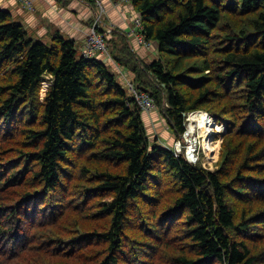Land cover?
<instances>
[{"label":"trees","instance_id":"16d2710c","mask_svg":"<svg viewBox=\"0 0 264 264\" xmlns=\"http://www.w3.org/2000/svg\"><path fill=\"white\" fill-rule=\"evenodd\" d=\"M131 2L159 58L98 27L110 55L178 138L188 112L226 124L221 166L151 143L117 73L0 7V264H264V0ZM71 210L77 235L45 233Z\"/></svg>","mask_w":264,"mask_h":264},{"label":"crops","instance_id":"0c3cea01","mask_svg":"<svg viewBox=\"0 0 264 264\" xmlns=\"http://www.w3.org/2000/svg\"><path fill=\"white\" fill-rule=\"evenodd\" d=\"M115 0H101L106 9V24H113L122 31L134 30L132 18L136 16L135 9L129 4L115 6ZM0 7L11 12L13 18L22 23L35 39L48 41L47 38L54 30H58L67 40L74 41L79 48L84 38L90 33V22L94 11L80 0L61 2L57 0H34L33 9L24 8L18 0H0ZM53 29V30H52ZM132 44L137 53L147 62H151L150 49L138 44L135 38ZM101 61L106 55L99 53ZM144 120L156 126L159 124V115L143 114ZM169 137V135H168ZM168 143L171 141L167 139ZM166 146V143H162ZM161 144V145H162Z\"/></svg>","mask_w":264,"mask_h":264},{"label":"rangeland","instance_id":"374dc122","mask_svg":"<svg viewBox=\"0 0 264 264\" xmlns=\"http://www.w3.org/2000/svg\"><path fill=\"white\" fill-rule=\"evenodd\" d=\"M18 1L21 2V4L23 5L24 8H27V9H30V10L33 9V1L34 0H32L31 5H25L22 1H20V0H18ZM129 6H133L132 2H131V4H129ZM135 14L136 15H140V13L137 12V11L135 12ZM92 18H95V20H96L97 16L94 14ZM102 20L104 22H106L107 18L104 17ZM91 27H92V24H90V28ZM126 33H129V32L126 31ZM128 35L132 38V35H130V34H128ZM151 43H152V48L150 49L151 52H150V57L149 58H151L150 61L152 62L155 59L159 58V49H158V43L157 42L151 41ZM108 52L111 53L110 52V48H108ZM110 61H114V59H113L112 56H111ZM117 65L120 66L121 68L120 69L117 68L116 67ZM108 66H109L108 68L112 72L117 73V78H118L117 80L121 83V85H122L123 79H122V75H121V72L120 71L123 70L125 72V74L127 75V77L131 78L133 80L134 84L136 85V87L138 89H140L137 86L136 82L134 81V76L128 70H124L123 65H120V64L116 63L113 66L112 63H110V64H108ZM45 82H47L46 84H48L49 87H50V85H51V76H47L46 79H45V81H44V83ZM44 83H43V86H44ZM140 90H142V89H140ZM128 95H129V93H128ZM42 96H45V94L42 93ZM198 112H202V111L201 110H196V111L188 112V113L185 114V116H186V123H187V125H186L187 126V134H185L186 130H185V132L183 134H184L186 140H189L187 138V136H188V134H191V132H193L194 135L192 136V134H191V141L193 143V148L196 149V153L198 155L202 156L201 161H200L202 163L201 165L204 168L213 171V170L218 169L221 166V163H220V159H221L220 151H221V144H222V141H223V138H224V136L222 134L217 135L215 137H213V136L215 134L221 133L222 129H220L219 125H221V126L224 125L226 127H227V125L224 124V123H222V122H218L216 120V118L213 116L215 118L214 125H218V128L211 127L212 128L211 137H213L211 139V141L212 142L213 141L216 142L218 139H220L221 140V144L218 147L216 146V144L213 145V147H216L215 154H214L215 155L214 156L215 159L209 160L207 158L208 156L206 157V152H205L204 147H203V144H202V138L199 137L200 125H198L197 119H195L193 117V114L194 113H198ZM156 113L159 115V118H160L159 120H156V121H159L160 122L156 126H153L154 125V122H153V124H149L146 120H144V124H145V127L147 129V133H148V136H149V138L151 140V143L157 142L159 145H161L162 143L165 142L166 143V146L167 147H170V149L173 150V154L176 157V155H175V153H176L175 145L177 144V142L179 141L180 138H178L176 136L175 132L169 126L168 122L163 118V116L161 115L160 111L159 110H156ZM147 114H149V113H147ZM150 114H152V113H150ZM213 129H220V132H218L216 130L214 131ZM168 135H169V137H168ZM167 139H170L171 141L168 143ZM196 144L198 146L197 148H196ZM162 145L164 146V144H162ZM183 156H184V154H181V157H183ZM87 179H89V178L86 177L85 180H87ZM63 180L65 181V180H67V178L64 177ZM87 182H91V180H87ZM79 183L85 185V182H83V181H81ZM78 188H80V187H78ZM79 194H80V192H77V195H75L74 200H73L74 203H76L77 200L79 199L78 198ZM60 218H64L65 220H63V222L60 221L61 223L58 222L55 227L53 225H51L50 227H48L45 230V233H48L49 235L51 234L53 237H59V234L62 235V236H66V237H74L75 235H77V232H75V231H77V228L80 229L79 228L80 226L77 223V210H71V211L68 212V214H66L65 216L60 217ZM69 220H75L76 221L75 223H73V227L70 230H68L67 228H65V224ZM165 254H166V252L164 253L163 257H166L167 256Z\"/></svg>","mask_w":264,"mask_h":264},{"label":"built area","instance_id":"2783aa9c","mask_svg":"<svg viewBox=\"0 0 264 264\" xmlns=\"http://www.w3.org/2000/svg\"><path fill=\"white\" fill-rule=\"evenodd\" d=\"M22 1L25 5H31L32 0H20ZM97 1V13L95 14L97 16L96 20L94 21L92 27H91V32L88 34L85 39L83 40V43L81 44V55L85 58H97L99 53H102L103 55H106L107 61H110L111 56L110 53L108 52V47L105 39V35L100 34L98 32V27L100 24L103 22V18L105 17L106 14V9L104 5L102 4L101 0H96ZM115 6H121L124 4H131V0H115L113 2ZM133 23H134V30H129L127 34L132 35V39L135 38V40L138 42V44L143 45L147 49H151L152 43L147 41L144 36V27L142 24L141 16L136 15L132 18ZM114 28L113 24H109L106 26V35L110 34L112 32V29ZM129 36V35H128ZM122 75V86L123 88L129 93V96L133 97L137 104L142 108L144 113H153L156 111L157 107L154 102V99L150 96L149 93L140 90L136 87L134 84L133 80L125 74V72L122 70L120 71ZM215 119L213 118L212 120L209 119V122L206 121L204 123L207 126L217 128V125H214ZM213 124V125H211ZM222 132L226 130V126L222 125ZM213 130H218V129H213ZM221 132V133H222ZM187 134V126H186V132ZM220 134V133H219ZM218 134H215L213 137H215ZM212 137V138H213ZM196 144V148H197ZM176 149V157H181V154H184V158H186L189 162L193 164H198L201 163V158L202 156L198 155L196 153V149L193 148V143L191 139L186 140L184 134L182 137L179 139L177 144L175 145ZM191 149V150H190ZM195 150V151H194ZM178 153V154H177Z\"/></svg>","mask_w":264,"mask_h":264},{"label":"bare ground","instance_id":"6f19581e","mask_svg":"<svg viewBox=\"0 0 264 264\" xmlns=\"http://www.w3.org/2000/svg\"><path fill=\"white\" fill-rule=\"evenodd\" d=\"M47 82L44 83L43 89H42V93L45 94L49 85L46 84ZM193 117L195 119H197L198 121V125H200V131H199V137L202 138V144L204 147V150L206 152V157L209 160H213L215 159V150L216 147H213V145L216 144V146H220L221 144V140L218 139L216 142H212L211 139V134H212V128L210 126L205 125L204 123L209 122V119L212 120L213 116L209 115L208 113L202 111V112H198V113H194ZM214 124V123H213ZM211 124V125H213ZM220 129H222L223 127L221 125H219ZM218 128V125H217ZM220 129H218L217 131L220 132ZM215 131V130H214ZM222 132V131H221ZM192 136L194 135L193 132H191ZM191 134H188L187 138L191 139ZM198 139V138H197ZM212 142V143H211Z\"/></svg>","mask_w":264,"mask_h":264},{"label":"water","instance_id":"95a60500","mask_svg":"<svg viewBox=\"0 0 264 264\" xmlns=\"http://www.w3.org/2000/svg\"><path fill=\"white\" fill-rule=\"evenodd\" d=\"M46 94V93H45Z\"/></svg>","mask_w":264,"mask_h":264}]
</instances>
